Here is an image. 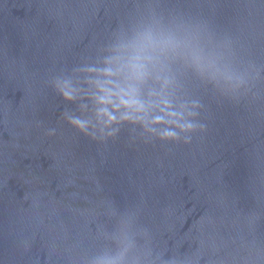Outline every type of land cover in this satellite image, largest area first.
<instances>
[{
    "label": "water",
    "instance_id": "1",
    "mask_svg": "<svg viewBox=\"0 0 264 264\" xmlns=\"http://www.w3.org/2000/svg\"><path fill=\"white\" fill-rule=\"evenodd\" d=\"M0 264H264V0H0Z\"/></svg>",
    "mask_w": 264,
    "mask_h": 264
},
{
    "label": "clouds",
    "instance_id": "2",
    "mask_svg": "<svg viewBox=\"0 0 264 264\" xmlns=\"http://www.w3.org/2000/svg\"><path fill=\"white\" fill-rule=\"evenodd\" d=\"M189 129L191 128V125H188ZM174 138V137H173Z\"/></svg>",
    "mask_w": 264,
    "mask_h": 264
}]
</instances>
